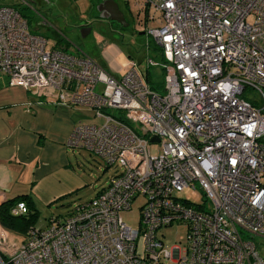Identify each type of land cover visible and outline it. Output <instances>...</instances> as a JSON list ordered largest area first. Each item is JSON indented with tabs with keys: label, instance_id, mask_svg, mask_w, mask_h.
<instances>
[{
	"label": "built area",
	"instance_id": "built-area-1",
	"mask_svg": "<svg viewBox=\"0 0 264 264\" xmlns=\"http://www.w3.org/2000/svg\"><path fill=\"white\" fill-rule=\"evenodd\" d=\"M124 2L157 23L147 33L163 60L161 93L133 60L114 77L85 55L47 48L0 6V74L94 111L102 124L74 126L65 146L119 168L61 221L30 228L9 264H264L252 242L264 239V0ZM139 198L133 229L121 213ZM176 224L185 243L169 247L158 233Z\"/></svg>",
	"mask_w": 264,
	"mask_h": 264
},
{
	"label": "rangeland",
	"instance_id": "rangeland-1",
	"mask_svg": "<svg viewBox=\"0 0 264 264\" xmlns=\"http://www.w3.org/2000/svg\"><path fill=\"white\" fill-rule=\"evenodd\" d=\"M22 1L28 2L30 7ZM98 1L100 0H0V6L12 7L24 16L29 23L31 33L44 38L49 49L57 43V47L63 46L72 55H86L100 63L104 59V62L112 66L113 71L126 65L129 56L139 64L142 73L148 70L149 78L154 85L163 86L162 56L160 57V53L156 50L157 45L147 33L149 28L157 27V23L147 22L145 19V27L141 28L140 21L143 20V15L136 16L138 10L131 2L126 6L124 0H111L119 7L131 27L122 33H117L108 23L94 22L98 16V11L95 10ZM87 21L94 24L90 34L84 37L77 28L79 23ZM25 92L29 95L32 93ZM45 92L49 91L45 90ZM44 93L37 95L46 96L47 94ZM51 93L53 97H57V92L51 91ZM51 95L46 102L54 104L55 99ZM66 103L67 100L64 99L62 104ZM74 109L71 120L77 125H100L103 122L101 118L95 117L92 110L80 107ZM66 149L73 169L85 181V185L75 193L61 197L48 205L39 204L34 200L33 205L36 209L32 223L34 229L47 228L50 219L61 221L75 205L92 199L99 190L107 186L111 177L119 172L117 166L105 168L99 158L85 150L68 147ZM149 149L152 154H156L159 145H150ZM179 196L190 199L195 204L201 202L200 194L196 192L183 191ZM142 202L140 198L135 200L130 211L121 213L122 220L133 229L138 228L139 207ZM17 208V213L26 211L25 206L17 205ZM186 233L184 225L176 224L158 234L163 236L164 244L171 247L183 246ZM252 242L257 253L264 260V239L254 238Z\"/></svg>",
	"mask_w": 264,
	"mask_h": 264
},
{
	"label": "crops",
	"instance_id": "crops-1",
	"mask_svg": "<svg viewBox=\"0 0 264 264\" xmlns=\"http://www.w3.org/2000/svg\"><path fill=\"white\" fill-rule=\"evenodd\" d=\"M107 1L114 8L116 4ZM142 25L145 27L144 23ZM57 46L54 43L51 47L66 51L63 46ZM92 60L117 76V71H113L104 59L102 63ZM31 94L10 86L7 77L0 75V206L19 198L48 205L85 185L73 169L65 146L72 128L77 125L71 120L76 107L59 104L51 91L45 92L46 96ZM50 95L55 99L54 104L46 102ZM17 205L24 207V202L15 205L14 213L21 214L17 213ZM24 236V233L10 231L0 224V264H9L12 250L21 244Z\"/></svg>",
	"mask_w": 264,
	"mask_h": 264
},
{
	"label": "trees",
	"instance_id": "trees-1",
	"mask_svg": "<svg viewBox=\"0 0 264 264\" xmlns=\"http://www.w3.org/2000/svg\"><path fill=\"white\" fill-rule=\"evenodd\" d=\"M140 23L145 24V20L143 19L142 21H140ZM156 50L160 52L158 46H156ZM145 80L152 90L157 91L159 93L163 91V87L161 85H154V83H152L149 78L148 70L145 71ZM18 202H24V205L26 207L25 213H14L15 205L18 204ZM35 215L36 209L34 208L33 203L28 201L26 198H19L12 201H7L0 206V224L5 229H8L13 232H20L26 235L27 231L32 228V223ZM52 220L56 221L57 219H50L49 221L51 222Z\"/></svg>",
	"mask_w": 264,
	"mask_h": 264
},
{
	"label": "flooded vegetation",
	"instance_id": "flooded-vegetation-1",
	"mask_svg": "<svg viewBox=\"0 0 264 264\" xmlns=\"http://www.w3.org/2000/svg\"><path fill=\"white\" fill-rule=\"evenodd\" d=\"M95 10L98 11V16L96 19H94V22H105L108 23L109 25L113 26L115 31L117 33H122L124 30L130 29V24L127 21L126 17L123 15L122 12V18L119 17L117 14L116 10L112 7V5L109 3L107 0H100L96 3ZM105 16L106 19H100V16ZM114 18V19H112ZM94 23L91 21L87 22H81L78 24V30L80 31L81 34H85L87 32L91 31V27ZM138 25V24H137ZM141 28H143V25L140 24Z\"/></svg>",
	"mask_w": 264,
	"mask_h": 264
},
{
	"label": "water",
	"instance_id": "water-1",
	"mask_svg": "<svg viewBox=\"0 0 264 264\" xmlns=\"http://www.w3.org/2000/svg\"><path fill=\"white\" fill-rule=\"evenodd\" d=\"M114 9L116 10V12H117V14L119 15V17L122 18V15H121V13L118 11L116 5H114ZM100 18H101V19H106V17H105V16H102V15L100 16ZM112 19H114V18H112ZM155 141H157L155 138H152V139L150 140V142H155Z\"/></svg>",
	"mask_w": 264,
	"mask_h": 264
}]
</instances>
